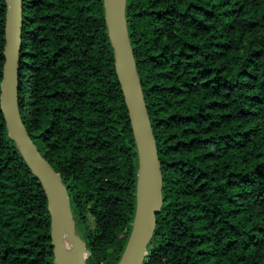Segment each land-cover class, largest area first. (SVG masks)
I'll use <instances>...</instances> for the list:
<instances>
[{
    "label": "trees",
    "instance_id": "1",
    "mask_svg": "<svg viewBox=\"0 0 264 264\" xmlns=\"http://www.w3.org/2000/svg\"><path fill=\"white\" fill-rule=\"evenodd\" d=\"M6 1L0 0V96ZM163 173L144 264H264V0H127ZM19 106L62 175L87 264H118L138 152L104 0H24ZM0 264H55L42 182L0 105Z\"/></svg>",
    "mask_w": 264,
    "mask_h": 264
},
{
    "label": "water",
    "instance_id": "2",
    "mask_svg": "<svg viewBox=\"0 0 264 264\" xmlns=\"http://www.w3.org/2000/svg\"><path fill=\"white\" fill-rule=\"evenodd\" d=\"M6 1V45L0 105L8 135L43 184L51 215L55 264H87L88 249L77 231L66 184L40 152L21 115L19 106L20 53L24 0ZM105 20L114 49L115 67L129 110L138 152L136 212L132 230L118 264H144L163 203V173L157 140L149 115L137 61L130 39L127 0H104ZM65 240L70 249L65 248Z\"/></svg>",
    "mask_w": 264,
    "mask_h": 264
},
{
    "label": "bare ground",
    "instance_id": "3",
    "mask_svg": "<svg viewBox=\"0 0 264 264\" xmlns=\"http://www.w3.org/2000/svg\"><path fill=\"white\" fill-rule=\"evenodd\" d=\"M64 244H65V248L68 249L67 245H69V244L67 243L66 240H65V243H64ZM69 246H70V245H69Z\"/></svg>",
    "mask_w": 264,
    "mask_h": 264
},
{
    "label": "rangeland",
    "instance_id": "4",
    "mask_svg": "<svg viewBox=\"0 0 264 264\" xmlns=\"http://www.w3.org/2000/svg\"><path fill=\"white\" fill-rule=\"evenodd\" d=\"M67 247H68V249H70V246L69 245H67Z\"/></svg>",
    "mask_w": 264,
    "mask_h": 264
}]
</instances>
